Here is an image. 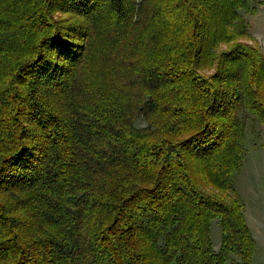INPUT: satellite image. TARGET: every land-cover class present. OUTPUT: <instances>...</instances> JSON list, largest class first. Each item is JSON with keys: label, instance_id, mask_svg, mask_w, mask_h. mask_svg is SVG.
I'll return each mask as SVG.
<instances>
[{"label": "trees", "instance_id": "1", "mask_svg": "<svg viewBox=\"0 0 264 264\" xmlns=\"http://www.w3.org/2000/svg\"><path fill=\"white\" fill-rule=\"evenodd\" d=\"M249 1L0 0V264H252Z\"/></svg>", "mask_w": 264, "mask_h": 264}, {"label": "rangeland", "instance_id": "2", "mask_svg": "<svg viewBox=\"0 0 264 264\" xmlns=\"http://www.w3.org/2000/svg\"><path fill=\"white\" fill-rule=\"evenodd\" d=\"M262 1V3H261ZM257 7V11H253ZM248 23L250 34L255 37L264 52V0H250L248 8L240 9ZM245 127L246 155L241 168L234 174L235 190L244 204L245 216L255 239V252L252 264H264V123L248 111L243 112ZM138 127L146 121L139 117L135 121ZM211 238L215 251L222 243V229L218 219L211 224ZM238 259L232 254L226 264Z\"/></svg>", "mask_w": 264, "mask_h": 264}]
</instances>
